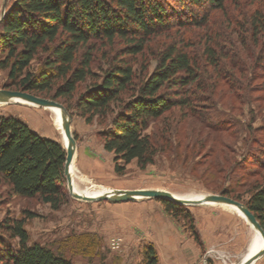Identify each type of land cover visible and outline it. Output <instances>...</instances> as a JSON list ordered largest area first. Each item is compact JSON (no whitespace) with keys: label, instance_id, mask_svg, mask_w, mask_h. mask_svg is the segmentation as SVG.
<instances>
[{"label":"trees","instance_id":"obj_1","mask_svg":"<svg viewBox=\"0 0 264 264\" xmlns=\"http://www.w3.org/2000/svg\"><path fill=\"white\" fill-rule=\"evenodd\" d=\"M0 70L7 71V88L54 99L85 123H99L103 148L122 175L132 161L139 168L153 163L160 148L148 132L153 122L175 112L176 122L186 121L215 95L231 108L264 103V0H13L0 18ZM170 126L165 123L163 137ZM229 126L221 120L206 126L203 144L217 153L207 170L223 178L239 170L246 200L224 184L219 193L243 202L264 230V151L256 157L246 147L241 159L227 157ZM248 131L245 145L256 144L254 129ZM65 155L56 139L0 114V181L11 193L58 210L69 197ZM154 199L184 218L200 244L190 212ZM25 221L0 222V264H74L30 243ZM142 264H157L150 245Z\"/></svg>","mask_w":264,"mask_h":264},{"label":"rangeland","instance_id":"obj_2","mask_svg":"<svg viewBox=\"0 0 264 264\" xmlns=\"http://www.w3.org/2000/svg\"><path fill=\"white\" fill-rule=\"evenodd\" d=\"M12 1L0 0V18ZM180 10L177 6L174 16ZM38 65L37 60L33 61L34 67ZM9 84L7 71L0 70V88H7ZM220 100L219 95H215L208 109L199 106V111L186 121L176 122L175 112L171 118L167 115L153 122L148 132L160 145L153 163L139 168L132 161L122 175L114 172L113 154L103 148L97 134L100 124L85 123L72 107L70 128L76 140L73 160L76 186L86 187L87 182L82 181V177H86L91 184L109 189H160L185 196L217 194L219 186L224 184L245 201L247 186L242 184L239 170L232 169L225 178L216 170H207L217 153L209 154V144H203V134L211 122L230 121L231 136L224 149L227 157L235 161L241 159L246 147L259 157L260 148L264 151V103L231 108L229 103L223 104ZM0 114L20 118L31 129L53 137L66 148L60 120L48 107L23 102L2 103ZM167 122L171 129L163 137ZM249 126L254 129L251 138L258 144L252 141L246 146ZM237 178L240 185L236 184ZM223 206L221 203L181 206L192 216L200 238L198 244L188 222L173 217L163 203L154 198L84 201L69 195L63 206L52 210L37 198L11 193L0 181V222L5 217H26L30 243L47 245L69 257L74 264H142L144 250L149 245L155 250L157 264H240L247 256L253 231L238 210ZM27 212L36 215L27 217ZM10 242L13 244L15 240ZM253 264H264V255Z\"/></svg>","mask_w":264,"mask_h":264},{"label":"water","instance_id":"obj_3","mask_svg":"<svg viewBox=\"0 0 264 264\" xmlns=\"http://www.w3.org/2000/svg\"><path fill=\"white\" fill-rule=\"evenodd\" d=\"M4 12L2 13V16ZM23 102L29 105L58 108L61 114V129L63 135L67 140L66 144V155L64 162V176L66 179V186L68 194L73 198L84 200V201H132L137 198H163L173 201L180 205H197V204H208V203H223L237 209L245 220L252 225L259 233V237L262 240L261 247L252 256L243 260L240 264H253L257 259L264 255V230L259 224L254 214L248 209V207L241 201L233 199L227 195L207 194L199 199L181 198L170 191L160 189H115L110 192H105L96 196H87L82 193L76 192L73 185V174L71 166L75 157L76 140L71 132L70 122L71 114L68 112L66 107L50 98H45L31 94L29 92L21 90H12L7 88H0V104L2 103H17ZM253 237V236H252ZM252 237L249 241L252 242Z\"/></svg>","mask_w":264,"mask_h":264},{"label":"bare ground","instance_id":"obj_4","mask_svg":"<svg viewBox=\"0 0 264 264\" xmlns=\"http://www.w3.org/2000/svg\"><path fill=\"white\" fill-rule=\"evenodd\" d=\"M49 109H51L54 112V114L60 120V125H61V114H60V110L58 108H49ZM61 132H62V135H63L62 129H61ZM63 137H64V135H63ZM64 139H65V137H64ZM66 144H67V140H66ZM71 168H72L71 171H72V174H73V185H74V189H75L76 192L82 193V194L87 195V196H96V195L103 194L105 192H110V191L115 190V189H109L108 187L96 186L94 184H91L87 180L86 177H82V181L87 182L86 187H84L83 189H80V188H78L76 186V183H75L73 163H72ZM173 194H175V193H173ZM175 195H177V194H175ZM177 196H179V195H177ZM203 196L204 195H201V194H194V195L189 194V195L179 196V197H181V198H189V197H191V199H199V198H201ZM221 204H223V203H221ZM224 205H226V204H224ZM226 206H229V205H226ZM230 207H232V206H230ZM232 208H234V207H232ZM249 226L251 227V229L253 231V237H252V240H251L252 242L248 243L247 256H246V258L244 260H246L247 258H249L250 256H252V254H254L261 247V245H262V240L259 237L258 231L252 225L249 224Z\"/></svg>","mask_w":264,"mask_h":264},{"label":"crops","instance_id":"obj_5","mask_svg":"<svg viewBox=\"0 0 264 264\" xmlns=\"http://www.w3.org/2000/svg\"><path fill=\"white\" fill-rule=\"evenodd\" d=\"M37 132V131H36ZM40 134V133H39ZM40 135H42V134H40ZM42 136H45V137H48V136H46V135H42ZM50 138H53V137H50ZM220 204V203H219ZM222 206H223V204H221ZM224 208H227L228 206H223ZM227 209H230V208H227ZM231 210V209H230ZM233 211H235V210H233ZM236 212V211H235ZM204 213V212H203ZM238 215H239V213L238 212H236ZM240 216V215H239Z\"/></svg>","mask_w":264,"mask_h":264}]
</instances>
